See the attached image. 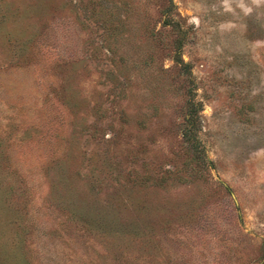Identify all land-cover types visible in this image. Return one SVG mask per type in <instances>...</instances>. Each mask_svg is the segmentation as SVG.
<instances>
[{
    "label": "rangeland",
    "instance_id": "rangeland-1",
    "mask_svg": "<svg viewBox=\"0 0 264 264\" xmlns=\"http://www.w3.org/2000/svg\"><path fill=\"white\" fill-rule=\"evenodd\" d=\"M0 264H264V0H0Z\"/></svg>",
    "mask_w": 264,
    "mask_h": 264
}]
</instances>
